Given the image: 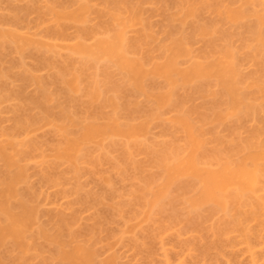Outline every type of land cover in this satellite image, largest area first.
Wrapping results in <instances>:
<instances>
[{"label":"bare ground","instance_id":"6f19581e","mask_svg":"<svg viewBox=\"0 0 264 264\" xmlns=\"http://www.w3.org/2000/svg\"><path fill=\"white\" fill-rule=\"evenodd\" d=\"M14 1L0 16V61L7 50H38L40 66L58 68L52 84L60 90L56 96L41 76L20 74L41 90L28 106L45 115L17 118L11 133L1 128L0 264H119L115 251L126 236L146 264H184L194 253L200 261L193 264H264V0H26L41 36L23 32L26 12ZM58 49L68 54L60 65L48 55ZM100 63L104 81L90 72ZM81 92L85 117L75 108ZM58 97L69 107L56 116L48 103ZM154 125L162 142L151 141ZM42 129L58 137L50 153L29 139ZM139 153L148 163L136 160ZM29 161L45 166L39 175L48 188L66 181L52 168L68 167L64 176L76 180L70 191L79 204L66 206L69 215L61 207L42 221L48 213L40 211V189L28 183ZM84 164L100 193L81 192ZM149 166L156 172L145 176ZM111 173L120 181L135 176V187L119 191ZM79 206L104 210L82 228ZM118 218L116 232L109 226Z\"/></svg>","mask_w":264,"mask_h":264},{"label":"rangeland","instance_id":"374dc122","mask_svg":"<svg viewBox=\"0 0 264 264\" xmlns=\"http://www.w3.org/2000/svg\"><path fill=\"white\" fill-rule=\"evenodd\" d=\"M12 1V0H11ZM10 0H2L1 1V3H0V16H2V14L4 13H6V12H8L7 11V9H8V6H10L9 4H11L10 2H11ZM14 1V0H13ZM15 4V6L17 5V6H19V8L21 7L22 9H23V7H25V9L27 8V5L29 4V2L28 1H26V0H15L14 2H13V5ZM27 4V5H26ZM32 4V3H31ZM30 4V5H31ZM25 9H23V13L24 12H26V10ZM3 14V15H4ZM28 14V15H27ZM23 16H24V14H22ZM27 15V18L25 17ZM155 14H152V21L155 23H157V22H159L160 20H159V17H157V15H155ZM25 16L23 17V18H25V20H26V22L27 21H29V17H30V20L32 21V24H31V22H30V25L28 26V23L26 24L25 23V20H24V24L23 23H21V25L23 26V28H22V26H21V29L23 30V32H26V30H27V32H29L30 31V33H29V35L31 34H37L38 32V34L41 36V35H43V34H45V32H44V30H38L37 28H36V26H35V20H36V17L34 16V14H30V13H28V12H26L25 13ZM32 17H34V18H32ZM93 17V18H92ZM91 17V19H94L95 17L94 16H92ZM28 19V20H27ZM156 19V20H155ZM93 21V20H92ZM92 23H94V22H92ZM155 23V24H156ZM25 24L28 26H25ZM26 27V28H25ZM34 27V28H33ZM29 28V29H28ZM30 28H31V30H30ZM24 29H25V31H24ZM36 31H38V32H36ZM43 31V32H42ZM26 32V33H27ZM31 32H33V33H31ZM38 35V36H39ZM39 36V37H40ZM91 42V41H90ZM32 49H29L28 51H26V52H28V53H26V54H23L22 56L21 55H17V53H14V52H12L11 50H7L6 52H8V53H5L4 52V55H3V57L5 58V59H7L6 61H5V59L2 57L1 58V61H0V81L2 82H0V84H1V86H0V88H2V89H0V132H1V130L3 129V130H6L7 129V131L9 130V132H10V130L12 131H14V129H13V124H15L16 123V119L18 118L19 119V117H20V119H21V117H23V116H25L26 118H27V116L26 115H28V117H30L29 115H33L34 117L36 116V117H41L42 116V114H44L45 113V111L43 110V109H40L39 107L38 108H36L35 106L33 107L32 105H30L29 104V106H28V101L30 102V99H31V97L32 98H34V96H36L35 98H39V97H41V90H40V88L38 87V86H36L35 84H31V83H24L23 81L21 82V76L22 75H25V73L26 74H28V73H31L32 75L33 74H35L36 75V77H40L41 76V78H39V79H41V80H43L44 81V83H45V87H47L46 89L48 90V91H50V92H54V94H58L59 93V90H60V84H57V83H53L52 84V81H54L55 82V80H54V78L56 79V76H57V74H58V68H53V67H51L49 70H47V68H44V66H40V64H39V58L37 57V55H36V53L38 54V50H37V52H36V50L35 51H31ZM60 50L58 49V53L56 54V52L53 54H48L49 55V57L50 58H53V60H55V59H57V63H59V64H57V65H60V64H62V63H65L68 59V54H67V52H66V50H64V51H62V49H61V51L59 52ZM31 52V53H30ZM32 52H33V54H32ZM45 52V51H44ZM43 52V53H44ZM9 53H11V54H9ZM13 53V54H12ZM46 54H47V52H46ZM55 54L56 55H58L59 54V56H55ZM66 54V55H65ZM12 55V56H11ZM39 55V54H38ZM48 55H45V56H48ZM9 56V57H8ZM55 57V58H54ZM46 59V58H45ZM47 59H48V57H47ZM52 60V59H51ZM66 60V61H65ZM4 61V62H3ZM13 61H16L17 63H13ZM19 61V62H18ZM61 61V62H60ZM19 63H21V64H19ZM22 63H23V65H22ZM16 64H18V65H16ZM14 65V66H13ZM21 67H20V66ZM102 65V66H101ZM18 66V67H17ZM39 66L41 67V70H40V68H39ZM100 67L98 68V69H94L93 71L91 70L90 72L91 73H94L95 74V72H96V76H99V74L100 73H102V71H103V69H101L103 66H104V63H100V65H99ZM12 67V68H11ZM22 67H23V69H22ZM35 67H37L38 69H34ZM49 68V67H48ZM4 69V70H3ZM13 69H15V70H13ZM33 69V70H32ZM13 70V71H12ZM29 70V71H28ZM38 70V71H37ZM101 72H100V71ZM2 71H3V73H2ZM7 71V72H6ZM9 71V72H8ZM13 73H12V72ZM15 71H17V73L15 72ZM31 71V72H30ZM33 71L35 72V73H33ZM36 71H37V74H36ZM19 72V73H18ZM22 72V73H21ZM55 72V73H54ZM100 72V73H99ZM115 72H117V71H115L114 70V73ZM98 73V74H97ZM5 74H7V75H5ZM8 74H10V75H8ZM20 74H21V76H20ZM55 74V75H54ZM93 74V75H94ZM118 74V72L116 73V75ZM39 75V76H38ZM90 74H89V72L86 74V79H84L85 78V75H84V81L86 80H89V76ZM8 76V77H7ZM100 76H101V74H100ZM100 76L98 77V79L100 78ZM7 77V78H6ZM11 77H12V79L14 80L15 79V81H13L12 79H11ZM88 77V78H87ZM43 78V79H42ZM52 78V79H51ZM101 78L102 79H99V80H101V81H104L103 80V76H101ZM9 79V80H8ZM7 82H8V84H7ZM47 82V83H46ZM48 82L50 83V84H48ZM57 85V86H56ZM50 88H49V87ZM4 88V89H3ZM5 88H6V90H8V91H6L5 90ZM10 89V90H9ZM50 89V90H49ZM4 90V91H3ZM15 90V91H14ZM20 90V91H19ZM23 90V91H22ZM11 91V92H10ZM14 91V92H13ZM5 92V93H4ZM8 92V93H7ZM2 93V94H1ZM10 93H12V94H10ZM6 96H8V97H6ZM8 94V95H7ZM9 94H10V96H9ZM17 96H16V95ZM21 94H23V96L24 97H21L20 95ZM57 94H56V96H57ZM3 95V96H2ZM77 95V96H76ZM75 96H76V98H77V103H76V105L77 106H75V108L78 110H76V112L77 113H79L78 114V116L79 117H85L84 115H86V112L87 111H85V109H86V107H85V102L87 101V98L84 96V94H83V92H81V93H79V94H76ZM82 96V97H81ZM4 97L6 98V100L4 99ZM16 97V98H15ZM18 97H19V99H18ZM61 97H63V96H61ZM61 97H58V99H55L54 101H52V102H50V103H48V107H49V109H50V111L53 109V110H55L54 112H53V110L51 111V113L52 114H55L56 116H59V114L61 115L62 114V107H63V105L64 106H66L65 108H68L69 107V104L67 103V101H65V98H61ZM10 98V99H9ZM80 98V99H79ZM12 99V100H11ZM15 99H17V100H15ZM21 99V100H20ZM29 99V100H28ZM5 100V101H4ZM11 100V101H10ZM26 100V101H25ZM28 100V101H27ZM54 102V103H53ZM62 104H61V103ZM20 103V104H19ZM27 103V104H26ZM59 103H60V105H59ZM16 104V105H15ZM18 104V105H17ZM57 104V105H56ZM4 105V106H3ZM21 107H20V106ZM17 106V107H16ZM22 106L24 107V108H22ZM33 108H32V107ZM59 106V107H58ZM61 106V107H60ZM27 107V108H26ZM52 107V108H51ZM19 110H18V109ZM56 108V109H55ZM74 108V109H75ZM38 109V110H37ZM59 109H61V110H59ZM17 110V111H16ZM40 110V111H39ZM41 110H42V112H41ZM59 110V111H58ZM31 111V112H30ZM34 111V112H33ZM80 111V112H79ZM19 112V113H18ZM22 112V113H21ZM29 112V113H28ZM36 112V113H35ZM58 112V113H57ZM14 113H15V115H14ZM33 113H35V114H33ZM82 113H84V115L82 114ZM17 114H19V115H17ZM17 115V116H16ZM45 115V114H44ZM43 115V116H44ZM42 116V117H43ZM23 119H24V117H23ZM15 120V121H14ZM2 122V123H1ZM4 124V125H3ZM7 126V127H6ZM5 127V128H4ZM10 127V128H9ZM2 128V129H1ZM14 128H15V126H14ZM43 130V129H42ZM42 130H40V131H38V132H35L29 139L31 140L32 139V142L34 143L35 141L42 147H40L41 149H44V150H46V152H51L50 150H51V145L54 143V141H56V139L58 140V137H54V136H56L55 134L53 135V132L51 133H49V130L48 129H44L43 131ZM48 130V131H47ZM153 130V131H152ZM42 131V132H41ZM46 131V132H45ZM161 130L159 129V127L158 126H156V125H154V126H152V129H151V134H150V138H151V141H153L154 143H156V142H162L163 141V137H160V134H161V132H160ZM4 132V131H3ZM152 132L154 133V134H152ZM5 133H7V132H5ZM11 133V132H10ZM40 133H42V134H40ZM38 134V135H37ZM156 135V136H155ZM35 138H34V137ZM44 136V137H43ZM39 137V138H38ZM23 138V137H22ZM38 138V139H37ZM160 138H161V140H160ZM19 139V138H18ZM21 139V138H20ZM34 139V140H33ZM46 139V140H45ZM156 141H154V140ZM160 140V141H158V140ZM45 140V141H44ZM29 142V141H28ZM35 142V143H36ZM42 142V143H41ZM44 142H45V144L46 145H49V146H46L45 144H44ZM57 142V141H56ZM34 143V144H35ZM52 143V144H51ZM149 143V142H148ZM37 147H38V145H37ZM39 148V147H38ZM94 148V147H93ZM23 149V148H22ZM24 149H28V148H24ZM40 149V150H41ZM48 149V150H47ZM95 149V148H94ZM119 151H117V154L118 155H116L117 157L119 156V153H118ZM97 155H98V152H95ZM95 154V155H96ZM116 154V152L115 153H113V155H115ZM141 154H143V153H141ZM140 153L139 154H136V155H138L137 157H136V160L137 161H139L140 163H141V161H142V163L143 164H145V162L146 163H148V161H147V158H148V156H146V154H143V155H141ZM48 155V154H47ZM115 156V157H116ZM40 159H37L36 161H37V163H38V161H39ZM149 160V159H148ZM1 162V161H0ZM35 161H29V162H25V164H26V166L28 167V175H29V180H28V183L30 182V184L29 185H31V184H35V185H32V186H35V188L33 187V189H36V191L38 190L39 191V189H40V191H41V193L40 194H42V196L40 195L39 196V200H40V202H39V200H38V204H39V207H40V211H42L43 213H44V209H45V212L46 213H48L47 215L45 214H43V215H41L43 218H44V216H47L48 218H45L44 220H43V218H42V221L44 222V221H46L47 220V224L50 222V219H49V217H50V215L54 212V215H55V212L57 211V210H60V212H62V211H64V209L66 208V206H68L69 204H71V205H75V206H78L79 204L77 203L76 204V202H77V198H75V197H77L76 195H72V193H71V191H70V188H71V190H72V192L74 191L73 189L75 188L74 186H76V180L74 181V179H72L73 177H72V175H71V178H67V177H70V175L69 176H67L68 175V171L67 172H64L65 170H68V167L66 168V166H60V167H58V168H55L56 170H54V168H52V173L54 174V176L55 175H57V176H55V177H58V175H60L59 176V178L61 177V178H63V179H66V181L64 180V182L62 181V182H60L59 184H62L63 185V183H64V185H63V187H65L66 189L68 188V194L70 195H72L70 198H65V197H63L62 195H63V193L62 192H67V191H65L64 189H63V187L61 186V185H59V186H61L62 187V189H61V187H57L56 186V188H55V186H51V187H53V188H51V187H46V185L45 184H43L42 182H43V180L44 179H42L43 177H42V175H39V174H41V172H40V170L44 167L45 168V166H43V164H42V167L41 166H39V167H41V169L38 167V164L40 165V163H34ZM40 162V161H39ZM33 164V165H32ZM32 165V166H31ZM0 168H2V166H3V164H1L0 163ZM82 169L84 170V171H82V173H81V175L82 176H80V182H81V184H82V186L83 187H87V189H86V187L83 189V191H81V192H83L84 194L87 192V190L88 191H90V192H88V194L89 193H97V192H101V189L102 188H100L101 186L99 185V183H98V178H96L95 176H93V175H90L87 171L89 170V166H87L86 164H84V166L82 165ZM86 167V168H85ZM110 167V166H109ZM109 167H104L105 169L104 170H106V169H110L109 170V172H111V170H112V168H109ZM29 168H30V170H29ZM60 168V169H59ZM65 168V169H64ZM38 169H39V171H38ZM148 169V170H147ZM147 169H145V173H144V175L145 176H149V175H146V173L147 174H150V173H152L153 171H155L156 172V170L155 169H153V168H151L150 166L149 167H147ZM153 169V170H152ZM43 170V169H42ZM146 170H147V172H146ZM29 171H31V172H29ZM106 171H108V170H106ZM132 171L133 170H131V174H133L132 173ZM152 171V172H151ZM40 172V173H39ZM114 172V171H113ZM32 173V174H31ZM62 173H63V175H62ZM65 173V174H64ZM85 173V174H84ZM134 173H136V171L134 170ZM154 173V172H153ZM64 175H66L67 177H65ZM111 175L113 176V175H115V178H117V187L119 188V191H122V189H125V191L126 190H129V188L132 190V188L133 187H135V186H132L133 184H135V182L136 181H134V179H135V176H133V177H131L132 175H130V177L129 178H126L127 180L128 179H132V181H126V180H121L120 181V177H116L117 175L114 173H111ZM134 175V174H133ZM151 175V174H150ZM90 176V177H89ZM136 176H137V173H136ZM40 177V178H39ZM84 177V178H83ZM114 177V176H113ZM60 178V179H61ZM114 178V179H115ZM120 178V179H119ZM134 178V179H133ZM63 179H61V180H63ZM68 179V180H67ZM113 179V180H114ZM130 179V180H131ZM42 180V182H40ZM72 180V181H71ZM118 180L120 181V182H118ZM137 180V179H136ZM33 183H32V182ZM115 182H116V180H114ZM124 181V182H123ZM138 181H140L139 179H138ZM67 182H70L69 184L67 183ZM72 182V183H71ZM74 182H75V185H74ZM68 186H67V185ZM132 184V185H131ZM140 184V183H139ZM28 185V186H29ZM44 185V186H43ZM48 185H50V184H48ZM66 185V186H65ZM70 185H71V187H70ZM98 185H99V187H98ZM125 185V186H124ZM137 185H138V183H137ZM37 186V187H36ZM39 186H41V187H39ZM94 186H96V187H94ZM115 186V187H116ZM30 187V186H29ZM42 187L44 188V189H42ZM94 187V188H93ZM132 187V188H131ZM32 189V188H31ZM43 190V193H42V190ZM45 189L47 190V191H45ZM98 189V190H97ZM121 189V190H120ZM21 190L23 191V192H27L28 190H27V183L26 184H23V185H21ZM60 190H61V192H60ZM84 190H86V192L84 191ZM97 190V191H96ZM130 190V191H131ZM30 191V190H29ZM34 191V190H33ZM62 194H60V193ZM128 192V191H127ZM39 193V192H38ZM37 193V194H38ZM49 193V194H48ZM83 193H80L79 195H78V198H79V196H83L84 194ZM81 194H83V195H81ZM39 195V194H38ZM45 195H46V197L47 196H50L49 198L47 197H45ZM86 195V194H85ZM44 196V197H43ZM43 197V198H42ZM58 198V199H57ZM62 198V199H61ZM42 199V200H41ZM46 199H47V201H46ZM49 199V200H48ZM57 199V200H56ZM68 199H70V200H68ZM74 199V200H73ZM51 200V201H50ZM54 200V201H53ZM55 200H56V202H55ZM72 200H73V203H72ZM69 201V202H68ZM45 202V203H44ZM67 202H68V204H67ZM55 203V204H54ZM57 204H60V206L59 205H57ZM67 204V205H66ZM55 205H57L56 207H57V209H56V207H55ZM63 205H65V207L63 206ZM74 206V207H75ZM64 208V209H62V211H61V209L60 208ZM73 207V208H74ZM79 208H80V206L77 208H74V210L75 211H79L80 212V214H82L81 216L83 217L82 219H81V221H80V223H82V224H80V225H82L83 227L82 228H84V226H87L88 227V225H93L94 224V221L96 220L97 221V217L94 219V217L96 216V215H98V211L101 213L104 209H102V208H99V210L97 211V212H94V210H90V211H88L87 212V210L86 211H84L83 209L84 208H82V210H79ZM69 210V207L68 208H66L65 210ZM102 209V210H101ZM49 210H51V211H49ZM65 211V214H67V215H69L70 213H68L69 211ZM74 210H73V212H74ZM96 211V210H95ZM50 212H51V214H50ZM59 211H57V213H60ZM67 212V213H66ZM72 212V213H73ZM82 212V213H81ZM84 212V213H83ZM42 214V213H41ZM50 214V215H49ZM85 215V216H84ZM53 216V215H52ZM117 219V218H116ZM120 220L121 221H123V219L122 218H118V220H116L115 221V223L113 222V224H111V226H109V227H111L110 229H116L115 231L117 232L118 231V229L119 228H121V226H123L122 224H123V222H120ZM217 220V219H216ZM83 221V222H82ZM95 221V222H96ZM118 221H119V223H118ZM83 223H84V225H83ZM121 223V224H120ZM210 223H212V222H208L207 223V225L209 224L210 225ZM119 224V225H118ZM90 225V226H91ZM95 225V224H94ZM89 226V227H90ZM108 227V228H109ZM113 227V228H112ZM117 227V228H116ZM78 228H81V226L80 227H78ZM111 230V231H112ZM105 236V235H104ZM128 236H126L125 237V239H124V242H123V244L122 245H120L121 247L123 246L124 248H121L120 246L119 247H117V246H115V247H117L116 249H117V251H115V253H117V255L119 254L118 253V251H120V253L121 254H119V256L120 255H122V257L120 258L121 259V264H140L141 262V264H146V260L145 259H143L144 257H145V255L144 254H140V255H138L135 251H133L131 248H129L128 246H129V240L131 239V237H128ZM170 238V237H169ZM169 238H167L166 239V242L168 241L169 243L171 242L170 240L171 239H169ZM184 239H185V236L183 237ZM184 239H182V240H184ZM128 240V241H127ZM165 242V243H166ZM167 242V243H168ZM126 243V244H125ZM103 244V243H102ZM104 245V244H103ZM128 245V246H127ZM97 246V245H96ZM102 245H100V247H99V245H98V247H96V249L98 248L99 250H98V252H99V254H100V252H102L100 255L102 256V258H104V256L106 257V255L108 254V253H111V251L110 252H107V251H105V250H107V249H104V248H102L101 247ZM158 246V248L160 249V251H161V245H157ZM106 247V246H105ZM103 249V250H102ZM130 251H129V250ZM158 249V250H159ZM238 249V248H237ZM128 252H127V251ZM156 250H157V247H156ZM157 250V251H158ZM240 250V249H239ZM113 251V250H112ZM160 251H158V254L160 253ZM181 251V250H180ZM235 251H237V252H239L238 250H235ZM234 251V252H235ZM123 252V253H122ZM124 252H125V254H124ZM178 253H181V252H179L178 251ZM236 253V252H235ZM103 254V255H102ZM112 254H114V253H112ZM133 254V255H132ZM138 255V256H137ZM142 255V256H141ZM144 255V256H143ZM198 255V254H197ZM195 256V253L193 254V255H191L190 256V258L189 259H187V263L185 262L184 264H193V262H198V261H200V258L198 257V256ZM238 255H241V253L239 252L238 253ZM100 256V257H101ZM135 256H136V258H135ZM195 256V257H194ZM107 257H108V255H107ZM159 257V256H158ZM157 257V258H158ZM139 260H138V259ZM143 260H142V259ZM199 258V259H198ZM240 258H244L243 256H240ZM101 259V258H100ZM119 259V260H120ZM158 259H161L160 257L158 258ZM190 259H191V261H190ZM196 259V260H195ZM244 259H246V258H244ZM145 260V261H144ZM138 261V262H137ZM159 261V260H158ZM243 261H245V260H242L241 262H242V264H247V259H246V261L243 263ZM120 262H119V264H120ZM132 262V263H131ZM211 262V263H210ZM210 262H207V263H209V264H216L214 261H210ZM214 262V263H213ZM226 264V262L224 261V260H222L221 261V264Z\"/></svg>","mask_w":264,"mask_h":264}]
</instances>
